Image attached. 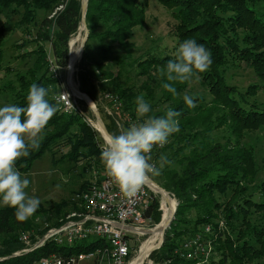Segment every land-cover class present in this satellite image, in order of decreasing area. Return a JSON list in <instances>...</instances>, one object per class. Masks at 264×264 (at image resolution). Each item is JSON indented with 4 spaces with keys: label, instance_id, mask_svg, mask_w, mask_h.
<instances>
[{
    "label": "trees",
    "instance_id": "obj_1",
    "mask_svg": "<svg viewBox=\"0 0 264 264\" xmlns=\"http://www.w3.org/2000/svg\"><path fill=\"white\" fill-rule=\"evenodd\" d=\"M159 2L172 10V15L178 22V45L187 39H194L210 52L211 65L206 72L197 74L208 89L211 100L201 102L202 98L191 96L196 106L189 108L180 96L186 90L188 81L174 84L176 95L162 88V83L167 81L159 75V71L166 68L169 60L175 58L155 55L145 60L135 58L133 37L135 29L146 24L149 0H89L88 45L75 72L80 91L96 104L100 90L104 92L103 95L112 92L123 100V111L115 116L106 113L105 107L102 110L98 106L100 113L105 114L103 119L111 134H119L121 128L118 123L124 128L133 124L131 119L137 117L135 100L141 93L151 107L149 115L161 117L170 109L181 113L177 117L179 131L169 137L171 143L165 148L155 146L156 162L163 150L170 153L167 159L172 163L166 165L160 184L179 202L175 220L166 231L164 244L150 256L155 264H195L196 260L186 259L178 251L183 249L186 240L197 235H203L204 242L212 245L213 256L204 264L254 263L264 257V201L256 202L246 195L260 169L256 165L253 151L243 145V138L245 132L264 129V103L251 100L259 91H264V0ZM0 7H15L16 9H12L14 13L23 8L22 24L29 23L30 20L33 22L39 9L54 12L59 7L53 17L43 19L37 31L40 41L51 43L55 62L43 45H39L34 51L24 52L22 57H27L31 52L37 58L27 73L17 74L21 89L15 92L13 103L25 106L30 85L36 83L50 89L47 99L56 104L54 97L60 95L58 91L62 84L59 77L49 71L53 66L67 68L69 65L70 40L82 25V0H0ZM91 41L101 43V57L94 58L89 54ZM108 41L109 44L106 43ZM116 46L122 50L113 59L119 68L117 76L106 67L108 56ZM2 60L3 51L0 47V64ZM243 62L254 69L259 80L250 85L245 93L236 86H231L226 78L229 65ZM128 67H134L139 70V75L148 77L139 88V93H136L135 87H125L119 81L123 70ZM107 85H111L112 89L106 91L104 88ZM10 88L14 89L11 85ZM156 90L161 92L160 104L168 103L157 112L154 111V105L149 103V100L156 98ZM222 130L230 132L229 137L224 136L225 141H221L219 137ZM99 137L100 132L83 115L75 111L66 113L59 104V111L41 133L39 148L30 149L29 156L17 160L16 166L21 171L28 172L52 144L63 139L71 149L70 157L73 160L86 158L101 162ZM174 164L179 168H174ZM230 187H233V195L222 203L217 193L224 195ZM260 189L264 193V183L260 185ZM158 205V201L152 202L145 216L150 217ZM72 206L74 210L76 206L73 203ZM67 207L68 204L62 202L49 212L39 206L25 221L17 219L14 208H0V264H29L52 253L66 256L103 248L105 243L102 240L69 247L50 242L31 253L13 256L25 247L20 240L21 235L30 234L35 240L45 232L44 227L36 226V218L41 216L46 223L59 225L61 219L69 213L62 212ZM253 209L262 213L261 226L253 224L251 220ZM190 212L197 214L193 225L187 219ZM159 214L158 211L156 223L159 222ZM168 215L165 214L160 223L164 224ZM221 221L231 229L238 224L236 234L221 227ZM207 225L211 226L209 234H205ZM251 236L259 248L250 241Z\"/></svg>",
    "mask_w": 264,
    "mask_h": 264
},
{
    "label": "rangeland",
    "instance_id": "obj_2",
    "mask_svg": "<svg viewBox=\"0 0 264 264\" xmlns=\"http://www.w3.org/2000/svg\"><path fill=\"white\" fill-rule=\"evenodd\" d=\"M12 9L16 8L12 7ZM12 9H3L0 7V47L3 51V60L0 64V106L14 103L15 92L21 89L17 74H25L30 68L34 66L37 55H34L30 52L28 53L27 57H22V54L24 52L34 51L39 47V45H43L48 51L51 60L55 62L51 43L40 41V38L37 37V31L40 29L43 19L47 17H53L55 12L59 10V7L56 8L54 12H46L39 9L37 10L36 19L33 22H31L32 20H30L29 23L25 24H22L20 22L22 19L23 8L17 9L19 11L18 13H14ZM177 24L178 22L172 15V10L164 7L159 2V0H149L146 24L143 27L136 28L133 37V41L135 44V58L139 60H145L153 55L159 57L170 56L172 58H176L175 54L179 47L178 36L176 33ZM83 39L84 31L82 30V27H80L79 31L75 35H73L70 40V56L72 50L71 42H75L74 50H77L79 47H81ZM106 43L109 44L110 42L108 41ZM90 45L91 46L88 49L89 54L94 58L101 57V43L98 41H91ZM121 53L122 50L118 46H116L115 48H113L112 53L108 56L109 61L106 63L107 69L112 70L116 74V76L119 68L113 59ZM76 70L77 69L75 66L74 82L75 85L79 88V84L75 76ZM49 72L56 74L61 81V90L58 92L61 93L65 90L72 95V90L69 87V79L67 78L68 67L59 68L57 66H53V68H51ZM226 78L227 82L231 86H236L243 93L247 92L250 85L259 82L254 69L251 66L247 65L245 62L235 65H229L227 67ZM147 79L148 77L139 75V70L134 67L126 68L125 70H123L122 74L119 77V81L122 83V85H124L125 87H135L136 93H139V88L145 81H147ZM10 85L14 89L10 88ZM104 89L106 91H109L112 89V86L107 85ZM103 93L104 92L100 90L97 99L98 104L93 101L98 110L99 107L103 110L106 105V100L103 97ZM54 94L55 93H53V95ZM160 94L161 92L159 90H156V98L153 101L149 100V103L154 105V111L156 112L161 111L168 105V103L160 104ZM186 94L189 96L202 98L201 102H209L211 100V95L198 74H196L192 79L188 81L186 90L183 91L180 96L183 98ZM72 99L76 100V102L79 104V107L83 109L85 116L87 117L86 119L87 121H89L88 123L94 129H96V127L94 126L96 118L91 108L81 99H75V97L73 96ZM251 100H256L258 102L264 103V91H259L256 96L251 98ZM82 102H84V104ZM104 115L105 114L102 115L103 118ZM142 119L143 118H141L140 120ZM131 121L132 123L140 122L137 117L131 119ZM120 128H124V126L121 124ZM220 134L221 135L219 137L221 141H225L224 136H230V132H228L227 130H222ZM105 141V138L100 132L98 144L102 150L105 146ZM171 141V138H169L164 148L168 146ZM243 145L247 149H251L253 151L256 159V165L260 169L254 184L249 186V190L246 195L248 197H251L256 202H262L264 201V193L260 189V185L264 183V129L245 132ZM70 152V147L65 144V140L63 139L57 143L52 144L50 149L46 151L45 155L37 159L33 163L31 169L28 172H23L19 167L16 166V168L21 172L22 177L27 178L30 181L29 187L26 189L28 194L30 196L38 198L40 200L39 206H42L49 212L53 210V207L56 204H60L62 202H66L68 204V207L64 208L62 212H70L73 209V197L80 191L88 188L92 183L101 180L105 175H107L102 161L96 162L95 160H89L86 158L73 160L70 157ZM169 154L170 153L168 150H163L161 155H165L166 157H168ZM173 167L177 169L179 168L177 164H174ZM166 169L167 167L165 165V167L162 169L161 175L158 177H154V180L159 185H161L160 183L163 180V175ZM233 191V187H230L227 193L224 195L217 193V197L222 203H225L231 198V196L233 195ZM171 196L175 198L173 195ZM154 201H158L159 205L157 210H153L151 216L146 218V221L144 223V228H146V230L163 225V223H160L161 220L163 219L165 214H169L170 212L169 205L162 197V195H159L152 189H150V204H152V202ZM176 201L178 202L177 199ZM3 207L6 206L0 204V208ZM158 211L160 212L159 222L156 223L155 217ZM196 217L197 214L195 212H190L187 216L189 224L193 225ZM250 217L253 224L258 226H261L263 224L262 213L257 212L253 209ZM167 218L165 220H167ZM44 223L46 222L41 216L35 219V224L38 228H43L45 225ZM236 227H238V224L234 225L233 229H231L228 225L226 226V223L224 226L226 231H229L233 234H236ZM148 237L149 234H139L132 238L133 244L131 251V260L139 253L142 244ZM250 241L252 243H255V241L252 240V236ZM255 247L259 248V245L255 243ZM152 253H150V255L147 257L144 264H155L154 261L150 258ZM212 256L213 251L209 252L206 257L210 258ZM251 264H264V257L256 260Z\"/></svg>",
    "mask_w": 264,
    "mask_h": 264
},
{
    "label": "clouds",
    "instance_id": "obj_3",
    "mask_svg": "<svg viewBox=\"0 0 264 264\" xmlns=\"http://www.w3.org/2000/svg\"><path fill=\"white\" fill-rule=\"evenodd\" d=\"M210 56L194 39L183 41L175 60H169L166 68L159 71L167 81L162 83V88L176 95L174 84L206 72L212 63ZM49 92V88L33 83L25 106H0V204L14 208L20 221L37 211L40 200L26 191L30 181L22 177L16 162L29 156L30 149L39 148L41 133L59 111L60 97H54L57 103L52 104L47 99ZM61 95L67 96L66 93ZM183 100L189 108L196 106L194 98L187 94ZM135 103L137 118H143L142 122L121 128L119 134H109L100 156L107 175L129 199L136 197L150 178L160 176L165 165L172 163L165 155L153 163L151 153L154 146L163 148L169 137L179 131L177 117L181 114L170 109L161 117L149 115L151 107L143 93L136 97Z\"/></svg>",
    "mask_w": 264,
    "mask_h": 264
},
{
    "label": "built area",
    "instance_id": "obj_4",
    "mask_svg": "<svg viewBox=\"0 0 264 264\" xmlns=\"http://www.w3.org/2000/svg\"><path fill=\"white\" fill-rule=\"evenodd\" d=\"M61 93H66L67 96ZM61 93L59 95L61 108L66 113L78 112L87 121L83 109L72 99V95L65 90ZM103 97L106 100V113L115 116L123 111L124 103L118 95L106 92ZM118 125L121 126V123ZM155 151L154 146L151 153L153 163H156ZM150 189V185L146 183L136 197L129 199L120 192L110 177L105 175L73 197L72 203L76 208L61 219L59 225L46 223L43 228L45 232L35 240L30 234L21 235L20 240L25 247L13 256L31 253L50 242L69 247L102 240L105 246L92 252L66 256L52 253L29 264H130L132 238L146 230L145 211L150 207ZM220 226H224V221L220 222ZM209 233L211 226L207 225L205 234ZM211 246L210 242H204L203 235H197L186 240L183 249L178 252L186 259L196 260L195 264H204L209 260L206 256L212 252Z\"/></svg>",
    "mask_w": 264,
    "mask_h": 264
},
{
    "label": "bare ground",
    "instance_id": "obj_5",
    "mask_svg": "<svg viewBox=\"0 0 264 264\" xmlns=\"http://www.w3.org/2000/svg\"><path fill=\"white\" fill-rule=\"evenodd\" d=\"M82 30L84 29V26L82 25ZM75 39V38H74ZM74 45L75 42H71V56H70V63L68 65L73 69L71 78L69 79V87L72 90V96L78 99H87L88 101L90 100L89 97H87L85 94L81 93L79 88L75 85V80H74V61L80 51V47L77 50H74ZM77 46V45H76ZM94 126L98 131L101 132L102 136L107 138L106 133L99 127L97 121L94 123ZM162 187V186H161ZM150 188L157 194L162 195V197L165 199V201L169 205V215L166 220V222L163 225L157 226L153 229L149 230H142L140 233L142 234H149V237L144 241L142 244L139 253L131 260L130 264H144L145 260L147 257L152 253V251L158 246V244L162 241L164 237V232L168 228V221L171 219L173 215V211L176 208V199L173 198L172 196H169L166 194L165 190H162L158 185H150ZM163 188V187H162Z\"/></svg>",
    "mask_w": 264,
    "mask_h": 264
},
{
    "label": "water",
    "instance_id": "obj_6",
    "mask_svg": "<svg viewBox=\"0 0 264 264\" xmlns=\"http://www.w3.org/2000/svg\"><path fill=\"white\" fill-rule=\"evenodd\" d=\"M88 5H89V0H82V15H83V18H82V25L84 26V39H83V42L81 44V47H80V51L74 61V70H75V66L76 64L78 63V61H80L84 55V51H85V48H86V45H87V42H88V38H89V28H88V24H87V11H88ZM72 72H73V69L71 67H69L68 69V76L67 78L70 79L71 78V75H72ZM83 93V92H81ZM85 94V93H83ZM87 97H89L87 94H85ZM89 101L87 99H81L83 100L90 108L91 110L93 111L94 113V116L96 118V121L99 125V127L106 133V135L108 136L109 134H111L108 129H107V126H106V123L100 113V111L98 110V108L96 107L95 103L93 102V100L89 97ZM147 183L149 185H158L162 190H165L166 191V194L169 196H171L170 192L167 191L166 189L162 188L161 185H159L155 180H153L152 178H150ZM178 202H177V205H176V208L174 209L173 211V215L171 217V219L168 221V228H170L172 222L175 220V217H176V212H177V207H178ZM167 228V229H168ZM167 229L165 230L164 232V237L162 239V241L158 244V246L153 250H158L162 247V245L164 244V241H165V235H166V231ZM152 251V252H153Z\"/></svg>",
    "mask_w": 264,
    "mask_h": 264
}]
</instances>
